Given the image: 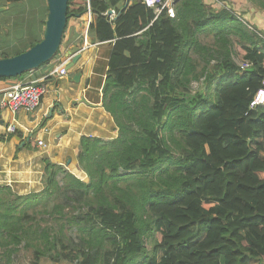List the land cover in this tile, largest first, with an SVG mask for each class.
I'll return each mask as SVG.
<instances>
[{
  "label": "trees",
  "instance_id": "trees-1",
  "mask_svg": "<svg viewBox=\"0 0 264 264\" xmlns=\"http://www.w3.org/2000/svg\"><path fill=\"white\" fill-rule=\"evenodd\" d=\"M70 1L68 17L85 13ZM117 2L90 0V28L112 46L102 102L118 135L81 138L88 181L46 162L42 190L0 187V256L26 249L34 263L264 264V104L251 106L264 79L263 35L231 11L208 16L202 0H176L173 17L164 10L155 20L134 1L110 20ZM216 23L219 36L234 34L247 66L224 51L212 71L202 68L206 92L192 95L199 77L190 49ZM58 191L73 193L72 210L83 211L66 210L59 194L53 202ZM38 207L49 215L44 225ZM66 225L77 245L65 242Z\"/></svg>",
  "mask_w": 264,
  "mask_h": 264
},
{
  "label": "crops",
  "instance_id": "crops-1",
  "mask_svg": "<svg viewBox=\"0 0 264 264\" xmlns=\"http://www.w3.org/2000/svg\"><path fill=\"white\" fill-rule=\"evenodd\" d=\"M83 1L71 0L70 6H83ZM134 1L140 0H128V5ZM24 2L0 0V8H3L0 12V58L22 52L42 38L46 0H41L39 7L43 16L35 29L16 37V30L23 33L27 27ZM124 3L125 0H118L116 6L110 5L108 9H121ZM93 21V15L89 18L86 13L67 18L58 53L52 59L68 58L67 66L74 47L80 57L66 69L64 76L46 79L48 90L33 112L20 110L14 113L7 107H0V187H9L19 195L42 190L47 176L46 162L78 177L80 171L84 173L78 163L81 138L110 140L117 137L118 128L102 102L112 46L96 40L95 32L90 28ZM50 61L21 77L0 79V98L15 81L42 78L50 69ZM77 73L79 78L75 80ZM9 123L16 125L15 132H6Z\"/></svg>",
  "mask_w": 264,
  "mask_h": 264
},
{
  "label": "rangeland",
  "instance_id": "rangeland-1",
  "mask_svg": "<svg viewBox=\"0 0 264 264\" xmlns=\"http://www.w3.org/2000/svg\"><path fill=\"white\" fill-rule=\"evenodd\" d=\"M43 1V0H42ZM176 1V0H175ZM85 0L83 1V3ZM207 15L211 14H224V11H231L234 16L238 17L236 21H239L242 25H245L248 31H257L261 33L264 37V0H202ZM41 0H25V20L27 22V27L22 33L21 30H16V37L21 36L22 34H27L35 29L37 22L42 19L43 12L41 13L40 9ZM15 5V4H12ZM236 21H234L236 23ZM227 23V22H226ZM229 24V23H227ZM219 24L210 25L209 27L203 28V31L197 33L198 45L196 48L190 49V55L194 60V75H198V79H191V83L188 84V89L190 94H202L205 89L204 77L200 78L202 68L207 67L206 71H212L214 65L217 64L224 51L229 50L232 61L238 66L242 65L241 62L235 55V36L233 33L229 32L227 36H219L216 34L219 30ZM13 39V38H11ZM221 48L220 53H218ZM79 178H82L84 181H88V177L85 173L80 171L77 174ZM83 176V177H82ZM58 181L61 184L60 178ZM59 194V191L53 195V202L56 201V198L59 194V199L64 203L66 210H72L74 204L77 203V200L73 199V193H62ZM68 194V195H66ZM70 196V197H67ZM72 196V198H71ZM53 202L50 204L52 205ZM48 205V206H50ZM45 209L38 207L35 209L36 218L41 222L42 220H49L48 213H45ZM83 209L72 210V214L79 215ZM44 225V222H41ZM56 226H58L56 224ZM58 229V227H56ZM74 228L64 227L63 234L64 240L68 245H77L78 236ZM145 246L149 250L151 248V242L149 240L145 241ZM1 254V253H0ZM0 264H74L66 259H60L59 261H53L49 257H42L34 263L33 253L30 250L19 249L17 253L11 256L9 261L5 257L0 256Z\"/></svg>",
  "mask_w": 264,
  "mask_h": 264
},
{
  "label": "water",
  "instance_id": "water-1",
  "mask_svg": "<svg viewBox=\"0 0 264 264\" xmlns=\"http://www.w3.org/2000/svg\"><path fill=\"white\" fill-rule=\"evenodd\" d=\"M69 0H46L47 14L44 22V29L41 40L31 45L28 49L17 54L0 58V78H15L26 72L35 70L54 58L59 50L63 32L67 23ZM128 6L125 0L124 6L116 13V19L120 12ZM3 8H0V12ZM112 10L108 9L109 15ZM77 48L72 49V56L66 69L71 68L80 54ZM79 78V73L74 75V79Z\"/></svg>",
  "mask_w": 264,
  "mask_h": 264
},
{
  "label": "built area",
  "instance_id": "built-area-1",
  "mask_svg": "<svg viewBox=\"0 0 264 264\" xmlns=\"http://www.w3.org/2000/svg\"><path fill=\"white\" fill-rule=\"evenodd\" d=\"M146 7L151 8L154 13V19H156L164 10L167 15L173 17L175 11L173 4L175 0H140ZM86 11L85 13L91 18L90 0H85ZM108 15L107 13H105ZM116 15L115 10L112 9L108 17L113 19ZM68 58L52 59L50 61V69L42 78L32 79L27 78L23 80L15 81L10 84L3 92L0 98V107H7L12 112H18L20 110L31 113L39 105L42 96L47 92L48 85L46 79L50 76H64L67 73L65 64ZM247 66L246 63L240 65L241 68ZM31 72V71H29ZM258 104H264V79L262 81V87L256 92L251 106ZM16 130L14 123L6 125V132L13 133ZM41 144V141H38Z\"/></svg>",
  "mask_w": 264,
  "mask_h": 264
},
{
  "label": "clouds",
  "instance_id": "clouds-1",
  "mask_svg": "<svg viewBox=\"0 0 264 264\" xmlns=\"http://www.w3.org/2000/svg\"><path fill=\"white\" fill-rule=\"evenodd\" d=\"M143 4V3H142ZM148 8V7H147ZM154 14V13H153ZM155 20V19H154Z\"/></svg>",
  "mask_w": 264,
  "mask_h": 264
}]
</instances>
